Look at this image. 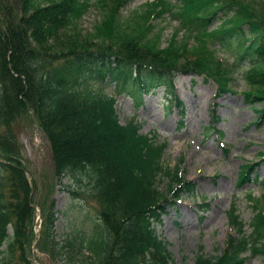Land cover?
Instances as JSON below:
<instances>
[{"label": "trees", "instance_id": "obj_1", "mask_svg": "<svg viewBox=\"0 0 264 264\" xmlns=\"http://www.w3.org/2000/svg\"><path fill=\"white\" fill-rule=\"evenodd\" d=\"M125 1L0 0V128L4 129L0 144L7 149L2 151L6 156L17 146L12 123L6 121L25 110L13 105L22 104L18 93L25 86L53 157L52 186L67 176L63 185L71 195L91 192L101 204L98 220L87 217L92 221L89 230L76 228L59 240L49 228L51 259L62 264H240L237 252L244 250L261 255L264 264L261 210L255 211L249 233L229 236L224 253L200 250L192 263L186 257L174 261L159 238L156 226L173 203L166 190L180 196L185 191L193 195L194 188L185 184L178 165L165 162L164 143L140 133L135 120L120 123L116 98L105 88L113 84L122 90L130 85L147 92L161 84L170 86V77L181 70L212 78L220 91H226L231 69L223 68L207 48L193 51L186 42L176 44L175 38L160 48L145 35L152 31L150 15L159 17L165 8L161 2H153L148 15L132 17L142 18L143 24L135 20V28L129 22L119 24L118 12ZM242 4L241 0H181L177 15L181 28L197 43L198 38L202 43L213 37L222 45H233L231 67L242 66L249 87L244 96L260 102L258 107L250 104L260 118L264 115V14L244 10ZM92 5L102 17L85 31L80 20ZM7 84L13 93L7 91ZM6 161L0 157V264H13L21 244L20 208L25 203L14 182L28 180ZM250 171H242L238 183L247 180ZM164 180L167 189L161 191ZM46 217L50 225L53 215L49 212ZM233 220L241 231V221Z\"/></svg>", "mask_w": 264, "mask_h": 264}, {"label": "rangeland", "instance_id": "obj_2", "mask_svg": "<svg viewBox=\"0 0 264 264\" xmlns=\"http://www.w3.org/2000/svg\"><path fill=\"white\" fill-rule=\"evenodd\" d=\"M157 1L163 3L165 8L172 5L168 9L163 7L159 17L154 16V12L149 17L152 31L150 28L145 35L155 40L160 48L175 38L176 44L186 42L193 51H206L205 48L209 46L214 51L215 47L216 54L225 60L222 62L224 65L234 62L236 53L233 45H222L216 39L213 41V37H207L202 43L201 38H198L197 43L181 28L177 15V5L181 0ZM41 2L47 3L48 0ZM150 2L152 0H126L119 9L118 23L127 26L129 22L132 28L137 26L133 20L143 24L142 18L132 17L141 13L148 15L147 9L153 5ZM241 2L244 10L264 14V0ZM101 17L99 9L92 5L82 16L80 26L89 31ZM54 50L56 48L50 51ZM36 68L35 75L40 70L39 66ZM174 81L173 93L181 101L176 105L172 100V92L163 88L142 98L138 92L132 93L130 85L120 91H113V84L105 89L109 94L116 95V110L121 123L124 124L130 117L136 119L141 123L142 134L153 135L165 143V162L171 167L180 164L183 175L194 181V196L184 194L175 205L177 210L174 207L169 209L157 227L158 233L168 242L173 260L179 263L186 257V261L192 263L200 250L212 255L223 250L227 237L235 232L230 227L232 205L245 223L243 228L250 231L249 221L254 213L252 202L264 193V162L253 167L252 172L257 176L252 181L245 180L243 184L237 185L236 177L241 165L248 167L260 159V153L264 150V117L255 122L258 115L248 107L250 102L246 100L244 92L249 87L240 73L232 75L228 82L233 92L219 94L212 78L205 79L203 75L192 74L190 71H180ZM7 91L13 93L8 84ZM18 94L22 97V104L14 101L13 105L24 107L23 115L12 116L10 121H6L12 123V131L17 140V146L7 154H15L17 160L14 156L12 159L5 156L2 151L5 148L0 144V157L7 160L5 165L17 172L20 170L28 180V184H22L21 178L14 182L25 203L20 208L23 223L21 244L13 264H62L58 259H50L53 250L48 230L52 229L55 238L59 240L70 235L76 228L89 230L91 221L85 219V216L97 218L101 204L91 192H83L77 197L69 194L63 185L68 183L67 176L62 177L60 184L52 186L54 169L50 162V148L45 131L36 118L35 103L29 98L25 86ZM214 102L217 103L216 112L220 116L216 124L219 132L210 126V109ZM254 104L259 105L260 102L255 101ZM182 108L184 114L180 112ZM3 130L0 128L2 134ZM5 176L9 179L10 173ZM167 184V180L160 182V189L164 190ZM49 201H52L50 209L47 207ZM202 201L207 202L208 206L199 211L197 204ZM49 212L53 215L50 225L46 221ZM240 264H262V258L249 255Z\"/></svg>", "mask_w": 264, "mask_h": 264}]
</instances>
